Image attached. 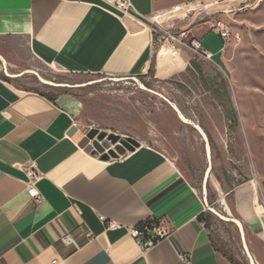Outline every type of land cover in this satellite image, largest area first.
<instances>
[{"label":"crops","instance_id":"1","mask_svg":"<svg viewBox=\"0 0 264 264\" xmlns=\"http://www.w3.org/2000/svg\"><path fill=\"white\" fill-rule=\"evenodd\" d=\"M159 7L132 0L124 13L106 0H0V38L24 37L41 61L67 71L143 76L157 20L170 10L158 14ZM43 93L0 77V264H235L173 159L147 145L94 154L69 135L82 123L79 101ZM30 170L41 201L28 193ZM234 197L242 222L264 240V205L252 181ZM146 221L166 231L147 249L133 235ZM66 234L78 246L64 244Z\"/></svg>","mask_w":264,"mask_h":264},{"label":"rangeland","instance_id":"2","mask_svg":"<svg viewBox=\"0 0 264 264\" xmlns=\"http://www.w3.org/2000/svg\"><path fill=\"white\" fill-rule=\"evenodd\" d=\"M157 1V13L184 8L157 20L153 61L143 76L67 71L41 61L17 37L0 38V77L77 99L83 124L119 137L117 155L140 145L165 153L207 198L205 220L216 245L237 264H251L246 243L255 264H264V240L242 222L234 197L235 188L252 181L264 205V0ZM220 21L240 38L224 43Z\"/></svg>","mask_w":264,"mask_h":264},{"label":"built area","instance_id":"3","mask_svg":"<svg viewBox=\"0 0 264 264\" xmlns=\"http://www.w3.org/2000/svg\"><path fill=\"white\" fill-rule=\"evenodd\" d=\"M106 1L124 13H128L129 9L132 6V0H106ZM157 25L159 26L158 22ZM216 27L224 43H227L233 38L234 39L240 38V34L238 32H233L229 27L224 25L223 22L221 21L216 24ZM194 47L198 49L200 47V44L198 42H194ZM28 174L30 178L27 188L28 193L37 201L43 200L42 193L36 187V181L38 178V174L36 170H30ZM165 234L166 231L161 226V224L156 223L154 221L143 222V224L139 225L137 228L133 230V235L137 238L139 243L145 249L156 244L162 237L165 236ZM62 242L64 244H75L78 246L76 240L72 237L71 234H66L65 236H63Z\"/></svg>","mask_w":264,"mask_h":264},{"label":"water","instance_id":"4","mask_svg":"<svg viewBox=\"0 0 264 264\" xmlns=\"http://www.w3.org/2000/svg\"><path fill=\"white\" fill-rule=\"evenodd\" d=\"M69 135L73 137L75 140H77L79 142V145L84 148H91V146L93 145L95 149L93 150L94 154H102L104 158H108L107 152H109V154H112L113 156L117 155L115 151L113 150V143L118 142L119 137L108 134L107 132L102 131L99 128H94L90 125H86L83 123H75L70 129ZM204 136L206 137V134ZM208 148H209V145H208ZM204 200H205V203L207 204L206 197L204 198ZM241 225L242 226H240V228L243 233L244 228H243L242 222H241ZM245 247H246L247 253L250 256L251 254L248 251L246 243H245Z\"/></svg>","mask_w":264,"mask_h":264},{"label":"bare ground","instance_id":"5","mask_svg":"<svg viewBox=\"0 0 264 264\" xmlns=\"http://www.w3.org/2000/svg\"><path fill=\"white\" fill-rule=\"evenodd\" d=\"M191 4V3H190ZM189 4V5H190ZM187 6V5H186ZM184 8L183 6H180V5H176V6H174L172 9H170L169 11H168V13H173V12H179V10L180 9H182V8ZM189 9V8H188ZM187 9V10H188ZM168 10V9H167ZM159 14V13H158ZM157 17V16H156ZM173 107L177 110V112L179 113V115H180V117L184 120V121H187V122H189V120H187L185 117H184V115L181 113V111L178 109V107L175 105V104H173ZM197 127L199 128V130H200V132L203 134V135H205V132L202 130V128L199 126V125H197ZM208 151H209V148H208ZM233 220H235L236 221V223L239 225V226H242L241 225V222L238 220V219H235V218H233ZM249 257H251L250 258V260H251V264H255V261H254V259H253V257L250 255Z\"/></svg>","mask_w":264,"mask_h":264},{"label":"trees","instance_id":"6","mask_svg":"<svg viewBox=\"0 0 264 264\" xmlns=\"http://www.w3.org/2000/svg\"><path fill=\"white\" fill-rule=\"evenodd\" d=\"M44 95H46L47 97H49L50 99H52V100H54L55 98L52 96V95H50V94H47V93H43ZM207 217V216H206ZM201 219L203 220V221H205L206 222V220H205V217L204 216H202L201 215ZM147 222V221H146ZM141 224H143V223H141ZM140 224V225H141ZM207 224V223H206ZM230 258V257H229ZM231 259V261H233L235 264H237L232 258H230Z\"/></svg>","mask_w":264,"mask_h":264}]
</instances>
